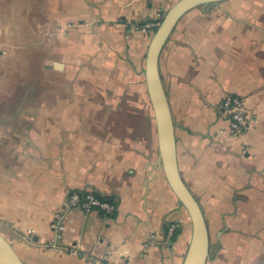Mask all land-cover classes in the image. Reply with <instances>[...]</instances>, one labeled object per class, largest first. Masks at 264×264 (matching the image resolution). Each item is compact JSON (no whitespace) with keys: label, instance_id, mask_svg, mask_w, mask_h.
I'll return each instance as SVG.
<instances>
[{"label":"crops","instance_id":"1","mask_svg":"<svg viewBox=\"0 0 264 264\" xmlns=\"http://www.w3.org/2000/svg\"><path fill=\"white\" fill-rule=\"evenodd\" d=\"M176 1L0 0V233L24 264L183 263L192 223L162 165L145 74L154 28H141ZM14 15L32 17L42 49L24 88ZM55 62L62 67H47ZM159 68L179 170L207 221L206 264H264V0L191 9ZM227 94L253 115L239 136L217 110ZM73 190L117 209L67 208Z\"/></svg>","mask_w":264,"mask_h":264},{"label":"water","instance_id":"2","mask_svg":"<svg viewBox=\"0 0 264 264\" xmlns=\"http://www.w3.org/2000/svg\"><path fill=\"white\" fill-rule=\"evenodd\" d=\"M219 1L222 0H177L166 11L154 31L146 56V84L156 120L162 165L172 190L186 208L192 223L191 239L182 264H206L209 256V232L200 203L179 170L175 125L160 73L159 59L177 23L188 11ZM47 67L60 68L62 63L55 62ZM0 264H24L18 252L2 233H0Z\"/></svg>","mask_w":264,"mask_h":264},{"label":"built area","instance_id":"3","mask_svg":"<svg viewBox=\"0 0 264 264\" xmlns=\"http://www.w3.org/2000/svg\"><path fill=\"white\" fill-rule=\"evenodd\" d=\"M160 22H146L141 28L143 30H150L157 28ZM217 110L224 114L229 121L228 132L232 136L241 135L246 129H248L253 122V115L250 114L246 108V103L244 98L234 94H227L223 101L218 105ZM67 208H80L85 212H91L94 210L102 212L104 215H112L117 209V205L114 201L100 197L95 193L81 192L79 190H73L68 195V200L66 202ZM65 208L60 209L56 214V219L53 222V229L56 231L57 241L63 239L64 231L66 229V224L64 221ZM168 234L173 236L176 231V225H171L169 227ZM57 241L52 242V245L57 246ZM77 252V251H75ZM97 263L99 260L95 259Z\"/></svg>","mask_w":264,"mask_h":264},{"label":"rangeland","instance_id":"4","mask_svg":"<svg viewBox=\"0 0 264 264\" xmlns=\"http://www.w3.org/2000/svg\"><path fill=\"white\" fill-rule=\"evenodd\" d=\"M43 3V1L41 2ZM43 7H39V12L43 13ZM32 12V11H30ZM32 15V13H31ZM163 18V17H162ZM32 22V17L30 18H26V17H21V19L19 18L18 15H14V21H12L13 27L9 26V31H14V32H19L20 38L21 39H17L16 37H14V39H12V44L14 45L15 49H18V47H20V49H22V51H24V54L22 55L21 59H22V64L20 65L21 67H25L24 69H21V74L20 76L21 78V88H24L27 84H29V86H32L33 83V77L36 76L37 74L33 73V68H37L40 67L41 63H40V54L42 53V49H40L38 47V43H35L32 41L33 38V25L29 24ZM48 33V31H46ZM37 45V51L34 53L33 49L34 46ZM17 51V50H16ZM26 51V52H25ZM39 56V57H38ZM37 57V58H36ZM14 62V66H18V62L19 59H16V57L12 60H10V63L12 64ZM20 64V63H19ZM26 72V73H24ZM73 99V98H72ZM148 140V139H147ZM148 144V143H146Z\"/></svg>","mask_w":264,"mask_h":264},{"label":"trees","instance_id":"5","mask_svg":"<svg viewBox=\"0 0 264 264\" xmlns=\"http://www.w3.org/2000/svg\"><path fill=\"white\" fill-rule=\"evenodd\" d=\"M156 29H157V28L155 27V28H154V31H155ZM106 199H107V198H106ZM178 232H179V229H177L176 233L173 235V237H172L173 239H175V238H176V236H177Z\"/></svg>","mask_w":264,"mask_h":264},{"label":"bare ground","instance_id":"6","mask_svg":"<svg viewBox=\"0 0 264 264\" xmlns=\"http://www.w3.org/2000/svg\"><path fill=\"white\" fill-rule=\"evenodd\" d=\"M202 208V207H201ZM203 210V209H202Z\"/></svg>","mask_w":264,"mask_h":264}]
</instances>
